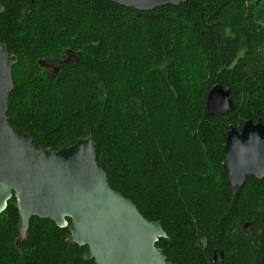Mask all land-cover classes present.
Returning a JSON list of instances; mask_svg holds the SVG:
<instances>
[{
    "label": "trees",
    "instance_id": "trees-1",
    "mask_svg": "<svg viewBox=\"0 0 264 264\" xmlns=\"http://www.w3.org/2000/svg\"><path fill=\"white\" fill-rule=\"evenodd\" d=\"M0 3V41L18 57L14 128L54 150L92 132L112 188L161 222L157 247L172 264H264V179L247 177L234 194L223 166L230 127L264 121V0L148 12L101 0ZM218 84L234 102L222 117L207 112ZM20 221L13 197L0 216V264H95L50 219L33 217L17 245Z\"/></svg>",
    "mask_w": 264,
    "mask_h": 264
},
{
    "label": "water",
    "instance_id": "water-1",
    "mask_svg": "<svg viewBox=\"0 0 264 264\" xmlns=\"http://www.w3.org/2000/svg\"><path fill=\"white\" fill-rule=\"evenodd\" d=\"M138 11L179 6L187 0H101ZM5 9L0 3V14ZM18 57L0 41V216L12 197L21 221L17 245L27 238L33 217L69 227L64 241L86 247L84 260L95 264H172L157 247L167 238L161 222L149 221L129 198L112 188L98 161L92 132L72 145L43 148L30 134L14 128L8 117ZM231 88L212 87L207 95L209 116L234 109ZM224 168L234 194L247 177L264 179V121L248 120L241 130L231 126L225 144ZM249 225L246 224V228ZM222 257V256H221ZM216 261V258H215ZM219 264H224L222 259Z\"/></svg>",
    "mask_w": 264,
    "mask_h": 264
},
{
    "label": "flooded vegetation",
    "instance_id": "flooded-vegetation-1",
    "mask_svg": "<svg viewBox=\"0 0 264 264\" xmlns=\"http://www.w3.org/2000/svg\"><path fill=\"white\" fill-rule=\"evenodd\" d=\"M72 58V57H71ZM73 59V58H72ZM72 59H70L69 58V60H72ZM61 64V62L59 61L58 63H50V65H49V68H50V70H51V72H53L54 74L56 73V71L58 70V67H59V65ZM13 198V197H12Z\"/></svg>",
    "mask_w": 264,
    "mask_h": 264
},
{
    "label": "rangeland",
    "instance_id": "rangeland-1",
    "mask_svg": "<svg viewBox=\"0 0 264 264\" xmlns=\"http://www.w3.org/2000/svg\"><path fill=\"white\" fill-rule=\"evenodd\" d=\"M70 59H72L71 57H70ZM55 64V63H54Z\"/></svg>",
    "mask_w": 264,
    "mask_h": 264
}]
</instances>
